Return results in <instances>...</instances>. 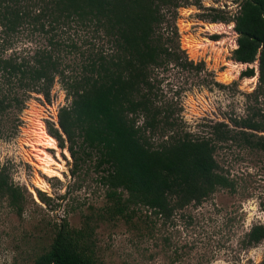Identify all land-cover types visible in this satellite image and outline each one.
<instances>
[{"label":"trees","instance_id":"obj_1","mask_svg":"<svg viewBox=\"0 0 264 264\" xmlns=\"http://www.w3.org/2000/svg\"><path fill=\"white\" fill-rule=\"evenodd\" d=\"M201 0H0V140L17 136L20 114L33 94L50 100L58 83L69 104L48 133L67 148L77 172L82 157L93 161L106 188L107 210L131 220H169L233 183L215 158L240 145L264 150V115L257 107L264 88V0H242L233 22L237 47L231 59L258 61L254 100L244 117L213 122L209 131H185L180 104L166 97L159 79L169 67L193 72L178 43V10ZM161 71V72H160ZM247 67L239 78H253ZM220 87L211 74V89ZM180 96V92H175ZM0 197L22 209L20 188L0 168ZM150 214V215H148ZM264 240V226L246 234V246ZM87 232L57 225L49 247L32 264H96ZM259 264H264V261Z\"/></svg>","mask_w":264,"mask_h":264},{"label":"rangeland","instance_id":"obj_2","mask_svg":"<svg viewBox=\"0 0 264 264\" xmlns=\"http://www.w3.org/2000/svg\"><path fill=\"white\" fill-rule=\"evenodd\" d=\"M241 1L201 0L198 7L178 10L179 47L189 60L203 62L205 70L195 75L171 66L160 71L159 79L166 97H177L179 119L190 134L203 135L211 121L229 124L230 118L244 117L246 107L255 104L247 94L257 85L258 61L235 65L234 23L210 21L216 14L232 20ZM247 67L254 68L255 77L239 78ZM211 74L220 87L211 89ZM68 104L58 83L50 100L33 94L19 115L17 136L0 140V168L20 188L23 204L17 211L0 197V264H32L49 247L57 225L65 222L73 230L87 232L96 264L264 261V240L252 247L245 241L251 228L264 226V150L225 146L215 158L232 181V190H217L201 204L175 211L169 220H145L144 209L129 220L107 210L106 188L93 161L82 157L73 174L69 151L49 135V127H58L59 109ZM257 107L264 115V88ZM45 135L55 144L47 143Z\"/></svg>","mask_w":264,"mask_h":264},{"label":"bare ground","instance_id":"obj_3","mask_svg":"<svg viewBox=\"0 0 264 264\" xmlns=\"http://www.w3.org/2000/svg\"><path fill=\"white\" fill-rule=\"evenodd\" d=\"M234 64L237 66H243V64H236V63H234ZM45 138L44 139H45V141H47V143H49L51 145L55 144V140L53 138L49 137L48 135H45Z\"/></svg>","mask_w":264,"mask_h":264},{"label":"water","instance_id":"obj_4","mask_svg":"<svg viewBox=\"0 0 264 264\" xmlns=\"http://www.w3.org/2000/svg\"><path fill=\"white\" fill-rule=\"evenodd\" d=\"M257 64H258V62H257ZM257 72H258V68H257Z\"/></svg>","mask_w":264,"mask_h":264}]
</instances>
